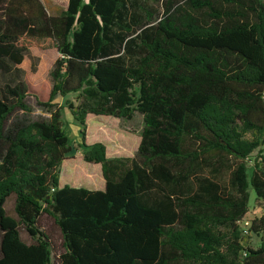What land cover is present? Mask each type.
<instances>
[{"label": "trees", "instance_id": "1", "mask_svg": "<svg viewBox=\"0 0 264 264\" xmlns=\"http://www.w3.org/2000/svg\"><path fill=\"white\" fill-rule=\"evenodd\" d=\"M135 9L0 0V73L12 77L0 87V264H264V215L248 234L239 225L252 192L264 206V0ZM31 48L59 53L48 93L23 67ZM72 94L82 160L101 166L102 190L60 184L73 148L55 101ZM136 113L134 157L85 144L89 116ZM44 215L62 237L56 263Z\"/></svg>", "mask_w": 264, "mask_h": 264}, {"label": "rangeland", "instance_id": "2", "mask_svg": "<svg viewBox=\"0 0 264 264\" xmlns=\"http://www.w3.org/2000/svg\"><path fill=\"white\" fill-rule=\"evenodd\" d=\"M48 8L54 4H63L66 0H42ZM84 3L88 0H83ZM163 0H132L136 4V11L158 13L161 10V2ZM23 67L26 71L28 79L32 84V89L45 94L51 88L50 73L54 68V64L59 57V53L55 49L41 50L31 48ZM35 68V72L33 71ZM22 75H20L21 77ZM10 75L0 73V87L10 81ZM17 80L18 77L15 76ZM32 102L33 98H29ZM56 104L61 107L63 113V122L66 134L69 136L72 151L66 155L65 161L61 165L60 184L61 186L69 184L76 187H87L91 189H103L104 180L100 165L88 164L82 160V143L81 127L74 121L71 112L68 109L69 103L78 104L77 95H68L65 98L58 97ZM85 129V144L91 145L95 142H103L107 147V155L109 157H134L136 155L140 134L143 130V116L136 113L132 120H119L110 117L89 116ZM249 159L247 165L249 170L252 168L256 154ZM100 168V169H99ZM98 187V188H97ZM6 212L9 216L16 218L14 211V197H10L5 204ZM264 215V206L260 205L251 193L249 212L242 221L239 222L240 227L249 229L251 221ZM41 229L50 237L53 244V257L56 263L58 255L63 252L62 237L54 220L47 215L40 218ZM22 239L29 243L31 239L28 234L21 229ZM262 240L261 235H249V243L253 248L259 247Z\"/></svg>", "mask_w": 264, "mask_h": 264}, {"label": "built area", "instance_id": "3", "mask_svg": "<svg viewBox=\"0 0 264 264\" xmlns=\"http://www.w3.org/2000/svg\"><path fill=\"white\" fill-rule=\"evenodd\" d=\"M244 233H245V234H248V230H247V229H244Z\"/></svg>", "mask_w": 264, "mask_h": 264}, {"label": "crops", "instance_id": "4", "mask_svg": "<svg viewBox=\"0 0 264 264\" xmlns=\"http://www.w3.org/2000/svg\"><path fill=\"white\" fill-rule=\"evenodd\" d=\"M100 169V168H99ZM104 180V179H103ZM104 187H105V181H104ZM87 188V187H86ZM98 188V187H97ZM91 189V188H90ZM104 189V188H103ZM96 190H99V189H96ZM102 190V189H101Z\"/></svg>", "mask_w": 264, "mask_h": 264}]
</instances>
